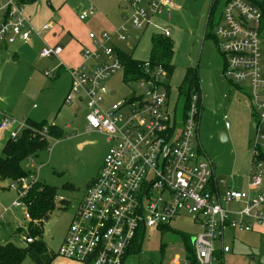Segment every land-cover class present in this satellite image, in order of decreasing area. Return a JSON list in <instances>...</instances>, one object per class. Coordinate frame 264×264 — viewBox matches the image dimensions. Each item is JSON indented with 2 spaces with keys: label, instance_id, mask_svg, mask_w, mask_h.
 Here are the masks:
<instances>
[{
  "label": "built area",
  "instance_id": "built-area-1",
  "mask_svg": "<svg viewBox=\"0 0 264 264\" xmlns=\"http://www.w3.org/2000/svg\"><path fill=\"white\" fill-rule=\"evenodd\" d=\"M20 1L0 0V48L28 43L33 35L39 36L26 15L27 5ZM122 2L132 9L131 16H124L114 33H90L93 48L84 49L83 64L69 71L71 87L64 104H84L88 130L107 135L111 147L57 255L80 264H123L142 232L145 239L149 230L161 232L178 218L188 217L199 230L191 238L193 254L189 255L182 244L186 257H175L172 264H225V255L231 252L226 234L252 233L264 225V163L259 161L264 152L263 13L248 0H226L215 28L218 49L225 61L224 75L235 86L249 89L257 122L248 188L237 191L216 178L214 166L200 143L202 97L194 95L182 115L176 108L172 111L162 67L151 79L136 82L140 94L107 103L106 83L123 71L116 55L117 43L131 41L134 33L150 28L170 38V31L156 21L164 18V10L172 7L174 0ZM95 13L91 8L80 15V20ZM43 29L50 30L51 25ZM63 50L61 45L46 46L41 57L58 59ZM149 65L145 63V68ZM28 127L4 115L0 131L10 130V139L16 141ZM41 134L49 139L47 128ZM38 181V176L33 175L6 183L17 198L4 213L19 209L25 221L30 222L23 199ZM3 220L1 216L0 223ZM23 230L22 241L32 243L27 227Z\"/></svg>",
  "mask_w": 264,
  "mask_h": 264
},
{
  "label": "rangeland",
  "instance_id": "rangeland-1",
  "mask_svg": "<svg viewBox=\"0 0 264 264\" xmlns=\"http://www.w3.org/2000/svg\"><path fill=\"white\" fill-rule=\"evenodd\" d=\"M225 1L174 0V5L164 10V18L156 22L162 29L170 31L169 39L174 46L175 69L170 81V109L173 111L178 103V112L181 111L184 97L180 96V89L183 87L187 71L190 69L197 71L203 103L199 127L202 148L216 168V177L219 181H223L225 186L231 189L246 191L254 156L253 140L257 123L254 109L249 98V89L242 85L237 87L226 79L224 57L215 40L208 37L209 20L214 15L215 22L218 21ZM249 1L254 5L263 0ZM49 2H52V8H49L46 2L40 1L32 7L33 9L30 8L33 10L30 16L32 20L40 19L45 22L50 17L49 20L52 22V27L55 26L57 36L64 34L60 39L64 50L67 49L66 44L74 40L69 35L70 32L75 37L74 31L82 37L84 35L88 37L93 30L97 33L102 31L90 30L88 23L93 17L81 21L82 13L93 8L96 10V15H103L108 21L110 19L113 26L118 28L124 11L122 8L126 7L122 0H53ZM124 12L126 17H130L132 9L126 8ZM35 28L40 31L36 26ZM136 35L139 39H136ZM162 35L161 30L150 28L134 33L131 41L119 43L118 46L134 60L142 63L149 62L152 39ZM34 37L32 48L23 47L25 46L23 44L10 46L9 49L18 46L24 48V53L17 59H13L12 56L8 59H0V76L2 75L3 78L2 81L0 78V87L3 95L6 94L7 97L9 95L10 101H16L15 98L19 95V99L23 97L21 102L16 101L20 102L18 109L15 110L16 104L11 110L15 114L4 110L0 112H6L5 114L14 121L24 123L25 121L18 119L17 116H22L25 104L28 108L36 105L37 113L47 114L43 119L44 122L48 125H56L65 133L60 140H50V149L39 153L34 163L29 161L25 163L26 168L30 169L34 176H38L40 182L58 189L59 200L68 202L66 209L59 204L58 209L43 226V240L49 251L57 254L67 235L72 216L76 213L89 183L97 178V172L103 164L111 143L107 135L88 130L86 120L88 111L84 104L61 103L60 108L57 107L59 92L67 84L68 79L64 74L57 79L58 67L54 69L56 58L41 57V50L47 43L43 39L47 37L46 39L50 41L52 31L51 34L42 33L39 37ZM83 45L91 46L85 43ZM106 84L114 93L110 101L108 100L111 104L129 98L134 93H141L137 84L124 83L122 71ZM28 95L40 96L35 101H30ZM1 120L0 117V123ZM45 128H33L32 131L41 134ZM221 134L227 137L226 141L221 140ZM51 138L49 136V139ZM7 140L10 141L9 135L4 133L0 144ZM82 145L84 146L80 147ZM69 184L73 185L75 190L63 189ZM5 191L7 190H1L0 193V212L3 210L1 204L15 196L13 192ZM6 220L9 224L0 226V242L22 244L20 237H10V230L26 222L22 212L17 210L9 213L6 215ZM171 228L191 238L199 231L188 217L173 221ZM225 240L232 249L225 255V264H264V232L262 235L228 232ZM175 257L182 259L186 257V251L180 239L167 231L149 230L140 256L131 258L130 263L127 264H158L160 259H162L161 264H172ZM62 261L64 260L58 257L53 264H60ZM23 264L34 263L27 259Z\"/></svg>",
  "mask_w": 264,
  "mask_h": 264
},
{
  "label": "trees",
  "instance_id": "trees-1",
  "mask_svg": "<svg viewBox=\"0 0 264 264\" xmlns=\"http://www.w3.org/2000/svg\"><path fill=\"white\" fill-rule=\"evenodd\" d=\"M35 0H21L20 3L28 5ZM249 1V0H248ZM254 5L258 6L263 13V20L261 30L264 31V0L256 2ZM222 15V13H221ZM221 15L217 22H215L214 15L209 20V34L208 37L215 40L218 47V41L215 36V28L221 20ZM116 55L123 65V80L125 84L135 83L143 79H151L158 67H162L166 73V90L171 98L170 81L174 72L173 55L174 46L169 38L163 35L154 37L152 39L151 59L148 62L149 68H145V63L134 60L131 56L124 53L120 48H117ZM225 69V66H224ZM134 93L131 95L133 97ZM194 95L201 96L199 86V79L197 71L190 69L187 71L183 87L180 89V96L184 97V103L179 110L177 103L175 108L178 115H182L189 107V101ZM29 126L23 130L16 141L10 139L3 148L0 154V183H15L22 179L33 176L34 173L27 169L25 166L26 161L33 159L41 152L49 150L50 139H46L39 132L32 131L33 128L43 129L47 128V135L52 139L60 140L64 137L65 133L56 125H48L46 122H32L27 121ZM259 161L264 163V152L259 155ZM92 183V182H91ZM90 186V185H89ZM1 189V190H7ZM64 190H75L71 184L63 187ZM87 190V189H86ZM28 207L31 217L30 222H27L28 236L33 238L30 244L23 243L17 245L13 242L2 241L0 242V264H23L27 259H30L34 264H53L58 258V255L49 251L47 245L43 240V226L49 221L50 217L58 209V205L62 204V208L66 209L68 202L66 200H59L58 189L54 186L42 183L40 181L34 183L27 191L23 199ZM64 202L66 204H64ZM173 233L176 235L180 242L183 244L189 255L193 254L191 244V236L175 231L171 227L161 229V232ZM24 230L22 228L16 229L12 232L11 237H20ZM143 232L135 240L132 248L128 251L123 264L130 263L131 258L135 259L140 256L143 248ZM162 259L158 264H161Z\"/></svg>",
  "mask_w": 264,
  "mask_h": 264
},
{
  "label": "crops",
  "instance_id": "crops-1",
  "mask_svg": "<svg viewBox=\"0 0 264 264\" xmlns=\"http://www.w3.org/2000/svg\"><path fill=\"white\" fill-rule=\"evenodd\" d=\"M40 1L46 2L47 3V6L49 8H52L53 7L52 2H49V1H53V0H35V1H33L30 4L27 5V9H26V15H27V17L29 18L32 26L34 28L36 26L40 30V31H38L39 32V35H41L42 33L48 35V34H51V31H52V37H51V40L50 41H48L46 39L47 37L45 39H43L44 42H47L48 43V44L46 43V46L55 47V46L61 45L63 47V45L60 42V39L64 36V34L57 36V33L55 32V29L56 28H55V26L52 27V22H50V20H49V19H51L50 17H48L49 19L46 22L45 21H40V19L32 20V17L30 16L32 14V11H33L32 10L33 9L32 7H34L35 5H37ZM30 8H32V9H30ZM125 9H126V7H123L122 8V10H124V11H125ZM124 11L121 14V23H120L119 27L123 23V17L126 16ZM27 12H28V14H27ZM95 15H96V13L93 16H91L93 18L89 21L88 27L90 28V30L97 29L98 31H100V30H102V31H100V32L97 33L95 30H93L90 33H96L97 35H99L102 32L114 33L119 28V27L117 28L116 26H113V24L111 23L110 19L108 21V19L105 18L103 15H96V16ZM91 17H89L88 19H90ZM40 23H42V24H40ZM46 24H50L51 25V29L50 30H44L43 29ZM103 29H106V30H103ZM35 30H36V28H35ZM53 32H54V34H53ZM74 33H75L76 37L73 36L71 34V32H70L69 35L72 37V39L74 38V40H72L70 43H67L66 44V48L67 49L66 50H63V53L60 55V57L58 59L56 58L57 61H56L55 67H54V69H56L58 67V70H57V79H59L63 74L66 75V77L68 79L67 84L59 92L60 98H59V101H57V107H59V108H60L61 103L64 104L65 98H66V96H67V94H68V92L70 90V87H71V76H70L69 71L71 69L77 68V67H79V66H81L83 64L84 60H83L82 54H83L84 49H86V48H93V43H92V41L89 38V34L90 33L88 34V37H86L85 35H84V37H82V35H80L79 33L75 32V31H74ZM34 36L39 37L38 35H33L32 38H31V40L28 43L17 42L16 44H23V45H25L23 47L32 48L34 46V38H35ZM84 43L85 44H90L91 46H88V45H85L84 46L83 45ZM16 44H14V45H16ZM118 44L119 43H117V46H118ZM14 45H12V46H14ZM9 48H10V46H8V47H1L0 48V59H3V58H7L8 59L9 56H12L13 59H17L21 54L24 53V51H23L24 48H22V47L20 48L18 46V47H13L12 49H9ZM0 78H1V81H2L3 80L2 75L0 76ZM113 94L114 93H112L109 90V94H108L109 96L107 97V103H111V102H109L110 101L109 99H110V97ZM28 96H29L28 97V100L35 101V99H38V97L40 95H28ZM19 97H20V95L18 96V98H15V99L20 100V102H21V100L23 99V97H21L20 99H19ZM16 101H10L9 95H8V97L6 96V94L3 95V90L0 87V111H2V110H4V111H10L12 114H15L11 110L14 108V106L16 104H17V106H15V110L18 109V106H19L20 102L17 103ZM24 107H25V109H23L24 112L21 114L22 116L19 117V116L16 115L18 119L21 118L22 121H25V123H27V121H32V122H37V123H41V122H44L45 121L43 119H44V117H46L47 114H45L43 112L37 113L35 111V109H37L36 108V105H34L33 107L31 106V107L28 108L26 106V104H25ZM5 113L6 112H2V113L0 112L1 119H3L4 115H6ZM14 128L15 127H13L12 129H14ZM4 133H8L9 139H10V130H6V131H2V132L0 131V141H1V137H3ZM8 141L9 140H7L6 142H4L3 144H0V149H1L0 150V154H1L3 148L5 147V145L7 144ZM83 146L84 145H82L80 147H83ZM103 162H104V160H103ZM214 169H215V176H216V168L214 167ZM99 172H100V170H99ZM91 182L89 183V185L91 184ZM227 188H229V187H227ZM234 190H236V189H234ZM7 191L13 192L15 194V196L13 198H10V199L6 200L5 203H2L1 204V208L3 210L0 212V217L3 216L4 220L0 223V226L3 225V224L4 225L9 224V222H7V220H6V215L7 214L13 213L14 211L19 210V209H16V208H12L11 211H9L7 213H4V211L7 208H9L11 206V204L13 203V201H15L16 198H17V193L16 192H14V191H12L10 189H7ZM7 191H5V192H7ZM0 193H1V191H0ZM13 216L16 218V214H14ZM72 219H73V216H72ZM72 219H71V221H72ZM25 227H27V222H25V224H23V225H20L19 224L13 230H10V237H11V234H12V232L14 230L19 229V228L24 229ZM2 228H4V227H2ZM263 232H264V225L261 226V227H259V228H257L256 231H254L252 233H247V234L262 235ZM0 239H1V233H0ZM231 251H232V249H231ZM61 259L64 260V261H62L60 264H80V263H77V262L65 260L63 258H61Z\"/></svg>",
  "mask_w": 264,
  "mask_h": 264
},
{
  "label": "water",
  "instance_id": "water-1",
  "mask_svg": "<svg viewBox=\"0 0 264 264\" xmlns=\"http://www.w3.org/2000/svg\"><path fill=\"white\" fill-rule=\"evenodd\" d=\"M220 138H221L222 141H226V140H227V137H226L224 134H221V135H220ZM2 188H3V189H6V188H7V184L4 183V184L2 185Z\"/></svg>",
  "mask_w": 264,
  "mask_h": 264
},
{
  "label": "flooded vegetation",
  "instance_id": "flooded-vegetation-1",
  "mask_svg": "<svg viewBox=\"0 0 264 264\" xmlns=\"http://www.w3.org/2000/svg\"><path fill=\"white\" fill-rule=\"evenodd\" d=\"M100 170V169H99ZM99 170H98V172H97V175H99Z\"/></svg>",
  "mask_w": 264,
  "mask_h": 264
}]
</instances>
